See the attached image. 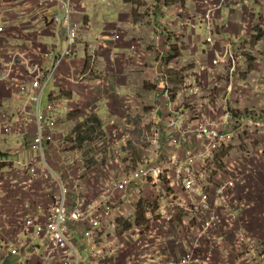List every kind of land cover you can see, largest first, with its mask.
<instances>
[{
  "label": "crops",
  "instance_id": "obj_1",
  "mask_svg": "<svg viewBox=\"0 0 264 264\" xmlns=\"http://www.w3.org/2000/svg\"><path fill=\"white\" fill-rule=\"evenodd\" d=\"M47 1L45 6L40 7L39 0H0V25L4 28L0 38V104L3 103L0 108L8 115L14 113L20 103L19 94L8 87L10 80L8 78L15 79L21 84L29 83L26 67L22 65L21 59H18L14 65H9L11 54L13 52L25 53L29 59L39 62L42 67L50 70L54 65V59L60 57L62 53L67 31L64 32L65 27L61 22L57 25L53 22V17L60 14L62 8L56 0ZM79 1L74 0L73 4L72 1L70 2L72 19L75 22L73 18L74 7L77 6L76 15H81L80 18L85 19L84 25H81L80 19L77 27V44L68 58L63 59L56 69L54 79L50 81L54 88L45 97L51 96L62 103V107L57 109L55 142L47 148L49 168L57 177V182L48 179L46 170L38 162V178L27 187H16L15 182L25 181L27 174L25 166L18 171L14 161L18 159L25 164L30 162L33 157L29 138L24 135L4 136L1 134L0 126V154L5 153V156L2 155L5 162L0 163V264H43V239L31 235L24 228L18 226L19 221L24 216L22 211L25 203L38 204L46 208L53 197L58 194L61 182H68L71 185L70 191L82 193L89 199L91 195L96 194L99 180L104 179L106 175L120 178L128 175L140 163L150 166L155 164L158 161L156 155L148 158V160L141 159L133 162H129L128 158L126 161L121 159L117 161L118 176L114 175L109 167L99 171L97 170L98 166H91L94 163H90L87 159L88 157L91 160L95 158L89 151L85 154V160L80 155L84 154L86 148L100 145L102 138L105 137L103 134L110 136L111 130H114L112 128L114 124H117L123 132L122 137L117 135L120 137L118 144L130 141V134L132 133V136H136V141H138L136 145L139 146L141 133L147 136L144 131L150 122L149 138H157L161 145L165 146L167 121L172 115L178 116V114L167 111V100L161 97L160 89L153 85L155 66L158 62H165L166 69H169L173 88L170 90L171 100L174 107L179 106L178 112L181 113L183 108V106L180 107L181 94L176 91L179 84V77L176 75L177 69H183V67L185 69L187 63L197 56L203 62L209 60L207 53H200L199 34L201 30H199L197 14L201 0L199 2L198 0H156L149 5H139L138 7L133 0L135 9H133L132 25L128 22L125 24L122 20L124 16L125 18L127 16L124 10L125 3L130 0ZM140 1V3H147L150 0ZM246 1L248 3L241 10H235L230 4V0H227L225 7L216 13L214 22L219 27L217 35L223 40L238 35L241 24L245 21L253 30L254 36L246 44L249 52L248 66L233 82L234 90L228 98V107L234 113L254 111L264 120V0ZM122 4L124 5L121 8ZM162 5L167 6L168 15L172 17L168 18L166 13L163 14ZM89 9L94 16L93 20L98 31L92 30L90 26V17L87 12ZM191 11L194 12L195 19L192 20L193 24H187L186 29L181 34L183 36H181L179 33L182 28H177V26L182 24L180 23L182 19ZM108 12L118 16L112 17ZM101 15H104V22L101 21ZM146 22L149 27L150 24L153 27L144 30ZM191 25L194 27L191 28ZM134 31L138 34L137 36H135ZM171 34L181 36L187 47L181 51L178 58H172L174 47H170V44L173 43V38L169 39ZM148 38L151 39L152 43H146ZM135 42L140 44L137 51L132 48L135 46ZM143 50H149L147 58L149 59L148 62H152V66L149 68L148 78H143L139 83L136 78L138 75L141 77V72H139L141 71V63H138L142 61ZM162 50H165L163 60L158 53ZM87 62H103V69L100 67L104 72L101 78L94 79L95 73L92 69H86ZM109 65L112 67L111 70L108 69ZM81 67H86V79L78 83L77 77L79 75L76 76V74H79ZM218 72L221 73L222 71L218 69ZM131 78H133L132 81ZM145 80H149L152 87L147 95L148 104L151 108L147 113L142 114L141 102L146 100L142 94V89L145 90L142 83ZM143 92L145 93V91ZM237 93L242 95L240 99L237 97ZM128 97L132 99V103L129 107L124 108V102ZM67 128L72 133L71 137L58 140L57 137ZM250 128L248 127L243 131ZM72 130L74 131L72 132ZM252 130L264 134V127L253 128ZM263 144L264 141L257 150L259 155L255 154V158H261L260 164L263 170L258 175L254 174L255 177L251 176L249 180L247 178L246 182L248 183H245V188L243 187L245 185L238 186L235 188L234 195L228 196L226 202L215 208L221 218L216 229L201 232L202 215L194 208L198 201V195L183 190L176 177L172 182L165 183V192L168 194V197L165 198L156 196L150 182H142L141 198L143 197V200L153 199L151 196H154L156 206L158 203L172 204V206L170 205L171 216L163 222L160 240L153 241L152 248L149 249L148 260L150 264H163L165 261H158L161 260L158 251L172 257H179L193 247L196 253L200 254L201 245L205 243L208 244L206 248H214V250L213 253L207 250L209 252L200 254L202 258L210 257L208 263L202 264H264V253L257 252L250 245H246V243H255L256 241L264 242V238L255 232V227L251 230V235H248L245 230L250 225L258 224L252 222L256 212L251 210L249 218L246 216V212L253 207L252 205L259 202L260 208L256 211L264 214V199L259 197L256 200L253 197L250 200L249 195H245L249 189L248 192L251 193L250 191L256 188L259 189L257 194L260 192L264 194ZM68 145L71 146V150L68 152L69 156L64 153V149ZM185 148V145L179 146L176 150L180 155H184ZM211 159L207 161L209 162ZM206 164L197 162L194 169L198 186L200 185L204 191L211 192L213 186L218 184L222 177L218 175V177H211L210 182L199 179V169ZM129 167V172L124 173L125 169L127 170ZM244 189H247L246 192ZM97 197L98 194L91 198ZM234 197L244 200L246 205H235ZM243 197H247L248 201ZM125 207L123 206V208ZM33 211L32 209L29 210L30 214H34ZM146 217L149 225L155 224L156 210H153V207L148 208ZM222 226L224 229L228 228V231H223ZM71 231L75 240L83 242L76 226H72ZM82 246L80 243L81 248H83ZM13 248L18 250V254H9V250ZM15 257L17 259H14ZM221 258H225L224 263H222ZM117 264H125V262L118 260Z\"/></svg>",
  "mask_w": 264,
  "mask_h": 264
},
{
  "label": "built area",
  "instance_id": "obj_2",
  "mask_svg": "<svg viewBox=\"0 0 264 264\" xmlns=\"http://www.w3.org/2000/svg\"><path fill=\"white\" fill-rule=\"evenodd\" d=\"M47 2V0H39V6L43 7ZM56 2L62 8L63 17L57 14L53 17V22L55 25L62 22L67 29L60 57L54 60V65L49 70L42 67L39 62L29 59L27 54L13 52L9 65H14L18 59H21L22 65L26 67L29 85L11 81V87L19 89L21 104L12 116L0 113L2 132L5 135L29 136L33 161L40 162L42 168L46 170L48 179L55 182L57 177L51 172L46 161L47 147L55 142L57 132L55 110L57 107H62V103L50 102L42 107V96L48 81L56 74L58 62H62L74 50L77 41V24L72 19L70 1L56 0ZM226 2L227 0L200 2L199 28L206 45V50L203 52L209 55V60L203 62L197 56L192 59L193 67L187 64L181 72L183 76L178 84L181 94L180 107L183 106L181 113L178 112L179 106L174 107L171 100L172 86L165 62H158L156 65L153 85L160 89L161 97L167 100V111L178 114V116L172 115L167 121L165 146H162L157 138H153L151 142L156 149L158 161L151 166L140 163L128 175L120 178L106 175L103 181L100 179L98 182L101 187L97 198L88 199L82 193L70 191L71 185L68 182H61L58 194L46 208L28 202L24 204V212L22 211L24 216L18 226L31 235L43 239V264L52 261L57 264H91V258L95 257L96 252H100L95 248L94 239L102 231L105 223L110 220L113 223L114 218L116 221L123 218L121 215H125L129 210L135 211L143 192V181L150 182L157 197L165 198L168 197L165 183L172 182L176 177L183 190L198 195L194 208L202 215L201 232L219 226L221 218L215 208L226 202L228 196L234 195L235 188L245 185L251 170L239 160L229 162L225 167L226 177H222L209 192L198 186L195 164L197 162L206 164L210 154L227 148L246 128L251 127L244 131V134L252 133L253 128L264 127V120L260 115L256 116L257 113L254 111L234 113L228 107V98L234 90L233 82L248 66L249 52L246 44L254 36V32L245 21L241 24L238 35L225 40L217 35L219 27L214 19L216 13L225 7ZM247 3L246 0H230L235 10H241ZM193 27L191 25V28ZM3 32L4 28L0 25V38ZM158 53L163 60L165 50ZM189 69L191 70L186 74ZM218 69L222 72H218ZM237 97L240 99L242 95L237 93ZM131 103L132 99L128 97L124 102V108L129 107ZM184 145L186 146L184 155H180L176 148ZM24 166L27 177L23 181V186L27 187L38 178V172L36 163L29 162ZM200 169L199 179L206 182L205 168ZM233 202L239 206L246 205L244 200L236 197L233 198ZM121 205L126 207L120 208ZM170 205L172 206L167 203L157 204L156 222L148 226L149 238L153 240L149 245L144 235L143 237L137 235L140 252L138 256L130 258L127 264H150L149 252L146 250L152 248L153 241L160 240L163 222L171 216ZM31 209L34 210V214H30ZM72 226H76L81 234L82 247L88 251L90 257L87 262L79 257L80 242L75 240L71 231ZM9 254L16 255L18 250L10 249ZM158 256L161 258L158 261L165 260L163 264H202L210 261L209 256L200 257L193 247L179 257H172L159 251Z\"/></svg>",
  "mask_w": 264,
  "mask_h": 264
},
{
  "label": "rangeland",
  "instance_id": "obj_3",
  "mask_svg": "<svg viewBox=\"0 0 264 264\" xmlns=\"http://www.w3.org/2000/svg\"><path fill=\"white\" fill-rule=\"evenodd\" d=\"M72 4L74 2V0H69ZM83 2L85 0H82ZM132 1V2H130ZM128 2L125 3V11L127 13V16L125 18H122V20L124 21L125 24H133V9H135L133 3V0H130ZM156 0H150L147 3H140L141 1H136L137 3V7L139 5H143L146 6L147 4H151L152 2L154 3ZM203 0H201L202 2ZM76 2H80L79 0H76ZM164 2V1H163ZM199 2V0H198ZM170 4V3H167ZM124 4L121 5V8L123 7ZM77 7V6H76ZM76 7H74V20L75 23L77 24L78 27V23L79 20L81 19L80 16L81 15H76ZM79 8V7H78ZM150 10V9H149ZM188 10V9H187ZM161 11L163 12V14H167V6L162 5L161 6ZM80 12V9H79ZM89 17H90V26L92 28V30L96 29V31H98V27L95 25V22L93 20V14L91 12V10L89 9L88 11ZM200 4H199V13L198 15V20L200 19ZM71 14H72V9H71ZM109 15H112L110 12H108ZM63 13H60V16H62ZM102 19L101 21H103L104 19V15H101ZM117 14L112 15V17H117ZM195 14L193 11L190 12V14L187 13V15L184 17V19H182V23L181 25L177 26V28H182V31L179 33V35H181L184 31V29H186V26L188 23H192L195 19ZM172 17L171 15H168V18ZM83 20V21H82ZM84 20L85 19H81V25H84ZM149 20H150V15H149ZM88 21V19H87ZM100 21V22H101ZM104 22V21H103ZM149 22V21H147ZM146 22V26L143 28L144 30H148L149 28L153 27L150 24V27L147 25ZM62 24V22H61ZM63 25V24H62ZM86 25V24H85ZM64 26V25H63ZM65 27V26H64ZM66 29V27H65ZM64 32L67 31V29ZM174 29V27H173ZM200 29V28H199ZM201 30V29H200ZM78 33V32H77ZM135 36H137L138 34L134 31ZM78 36V34H77ZM183 36V35H181ZM181 36H176L175 34H171L169 36L170 38H173V43L170 44V47H174V49L172 50V58H178L181 55V51H184L187 47L185 46V42L182 40ZM118 39H119V35H118ZM160 39V38H158ZM151 39H147L146 43L151 42ZM199 40H200V48H201V52L202 53L204 50H206V45L203 42V37H202V32L199 34ZM136 43V42H135ZM132 46L134 51H137V48L140 46V44L136 43ZM77 44V41H76ZM76 46V45H75ZM195 46V44H194ZM144 49V48H143ZM148 49V48H145ZM143 56H142V61L139 62L138 64L141 63V77L138 75L136 80L141 83L142 79L147 77L148 73H149V68L152 66V62H148V51L149 50H143ZM192 62V61H191ZM187 63L190 64L193 67L192 63ZM88 64L86 65V69L91 68L92 71L95 73L94 79L96 78H101L103 75V71L101 69H103V62H87ZM60 66V63L58 62V67ZM57 67V68H58ZM101 67V69H100ZM105 69L106 66H104ZM85 68L81 67V71H79V74H76V76H78V80L77 82L80 83L82 81H84L85 78ZM156 68V66H155ZM108 69H112V67L109 65ZM192 69V68H191ZM187 70L186 74L191 70ZM184 70L181 68H178L176 71V75L179 77V79L183 76V74H181V72ZM169 69L166 70V72L169 74ZM155 73V69L153 71ZM170 75V74H169ZM186 76V75H185ZM154 77V76H153ZM130 78V77H129ZM148 78V77H147ZM175 78V77H174ZM11 79V78H8ZM65 80V79H64ZM131 81L133 80V78L130 79ZM144 89H142V94L145 97V102H141V112L142 114H145L148 112L149 108H151V106L148 104V99H147V95L148 93L152 90V87L150 85L149 80H145L143 83ZM101 87V86H99ZM54 86L53 83L50 82V84H48V86L46 87V92H45V97L48 96V93L53 90ZM145 91V93L143 92ZM176 91H180V87H178L176 89ZM17 92V91H15ZM18 93V92H17ZM43 98V101H45V103H48L49 101L51 102H59L56 99L52 98L51 96H49L48 98ZM3 103H1L0 105H2ZM57 109H59L58 107L55 110V114L57 115ZM6 113L5 111H2V109L0 108V113ZM258 112V111H257ZM259 113V112H258ZM261 113V112H260ZM262 114V113H261ZM55 115V116H56ZM256 115V114H255ZM258 116V115H256ZM60 123V121H59ZM1 126V125H0ZM111 128V126H109ZM119 126H117V124H114V127H112L114 130H111V134L110 136L103 134L102 141L100 143V145H94L91 146L89 148H86V151L84 152V154L80 157H82L85 160V154L86 152H90V154L93 156V158H95L94 160H91L88 157V161L90 163H94L91 166H98L97 170L102 171V168L105 167V165H107L106 167H109V170L113 171L114 175H118L119 176V172H117L118 165H117V161H120L121 159L126 161V159L128 158L129 162H133V161H140L141 159L143 160H148V158L155 156L156 155V149L153 146H150L153 139L149 138V133H150V122L147 126V129L144 131L147 136L143 133H141V140L139 143V146L136 145V143L138 141H136V136H132L131 131H129L130 136H131V140L130 141H125L124 144L119 143L118 144V140L120 139V137H118L117 135H123V132L118 128ZM111 128V129H112ZM74 130H72L73 132ZM245 132L243 131L241 134H239L235 140H233L228 147L225 150H222L221 152L218 153H212L210 154V156L208 157V159L212 158L206 165H204L200 170H203V168H205V173H206V181L210 182V178L211 177H226V171H225V166L228 164V162H232L234 160H239L242 163L246 164V166L248 168H250L251 173L248 176V180L251 176H254V174L258 175L260 171H262L263 169L261 168V164H260V160L261 158H255V154H258L257 150L258 148L261 147L263 141H264V134L258 133L257 130L252 131V133L250 134H244ZM1 134L4 136H11V135H5L2 132V128H1ZM71 134L69 129L67 128L65 131H63L60 136H58V140L59 139H64V138H70ZM29 138V136L27 137ZM251 139V140H250ZM56 144V143H55ZM29 145H30V138H29ZM48 148V147H47ZM31 152H32V148L30 146ZM69 150H71V146H66L64 149V153L69 156ZM263 154V153H262ZM5 156V153L2 154ZM0 155V159L2 160V162L0 163H4L5 160L4 158H2L3 156ZM259 155V154H258ZM32 156H33V152H32ZM217 156V158H216ZM261 156V155H260ZM216 158V160H215ZM32 160V158H31ZM30 160V162H31ZM247 162V163H246ZM20 163V166H19ZM31 163H36V162H31ZM227 163V164H226ZM15 166L18 167V171L20 168H22L24 166V163L21 162L20 160L16 159L14 161ZM25 164H29V162H26ZM226 164V165H225ZM42 166V164H40ZM225 165V166H224ZM38 166V163H36V167ZM43 167V166H42ZM105 167V169H106ZM129 168H127V170L125 169L124 173H128L129 172ZM108 170V172H109ZM218 175V176H217ZM103 181V180H102ZM248 182H246L247 184ZM15 186L16 187H24L23 186V182L20 181H16L15 182ZM98 186V187H97ZM97 190L96 194L91 195L89 199H92L91 197H95L99 191H100V187L101 185L98 183L97 184ZM166 187V186H164ZM244 188L246 187L243 186ZM247 189H244V192H246ZM250 190V189H249ZM248 190V191H249ZM246 192L245 195H249L248 198L250 200H252L253 197H255L256 200H258L259 197H261L262 199H264V194L263 193H259L257 194V192H259V189L256 188L253 191ZM244 194V193H242ZM254 194V195H253ZM258 195V196H255ZM245 200L248 201L247 197H243ZM156 198L154 199H150V207H153V210H156ZM256 203V202H255ZM259 202H257L255 205H252L253 207H251L247 212H246V216L247 218H249V214L252 212L251 210H253L254 212H256V215L254 217V220H252L253 223H258L255 225H250L249 227H246V231L248 235H251V230H253L255 227V232L258 233L259 236H262L261 238H264V214H260L258 211H256L257 209H259L260 207L258 206ZM264 206V204H263ZM251 211V212H250ZM134 215L135 213L131 210H129L128 212L125 213V215H121L123 216V219L119 222L118 224V220L116 221V218H114V222L112 223V220H110V222H107L103 225V229H102V233H99L98 236L94 239V244H95V248L97 251H100L99 253L96 252L95 257L91 258L92 263L91 264H117V261L120 260L121 262H125V264H127L128 260L130 261V258H132L133 256H137V254L140 252V248L138 246V241L139 238L137 237V235H140V237H143L146 240H148V243L150 245V243L152 242L153 239H150L149 236L150 234L148 233L149 231V222L147 224L146 220H140V225L134 226L130 229L129 228V224L133 222L134 220ZM145 219V218H144ZM126 220V221H125ZM108 226V227H106ZM223 231H228V228L224 229V226H222ZM77 231V230H76ZM228 234H234V233H228ZM136 238L137 241H136ZM78 241V240H77ZM81 244H83V242L78 241ZM203 244V242H202ZM246 245H250L251 248H253L254 250H256L257 252L260 251L261 253H264V242H259L256 241L255 243H246ZM208 246L207 243L201 245V249H200V254L202 255L203 253L209 252L207 250H210V253H213L214 248H206ZM206 248V249H205ZM203 250V251H202ZM147 252H149V248H147L146 250ZM79 254H80V258L84 261L87 262V259H90L88 251L80 248L79 250ZM14 259H17V257H15ZM126 260V261H125ZM222 263H224L225 258H221ZM49 264H57L55 262H50Z\"/></svg>",
  "mask_w": 264,
  "mask_h": 264
},
{
  "label": "trees",
  "instance_id": "obj_4",
  "mask_svg": "<svg viewBox=\"0 0 264 264\" xmlns=\"http://www.w3.org/2000/svg\"><path fill=\"white\" fill-rule=\"evenodd\" d=\"M151 198L154 199L155 197L151 196ZM149 201H150V199L149 200L148 199L143 200V197L138 200V202L136 204L135 211H134V213H135L134 220L132 223L129 224L128 229H130L134 226L140 225V220H146L147 224H148V218L146 217V212H147V209L150 208V205H149L150 202ZM122 219L123 218L118 219V224Z\"/></svg>",
  "mask_w": 264,
  "mask_h": 264
},
{
  "label": "bare ground",
  "instance_id": "obj_5",
  "mask_svg": "<svg viewBox=\"0 0 264 264\" xmlns=\"http://www.w3.org/2000/svg\"><path fill=\"white\" fill-rule=\"evenodd\" d=\"M26 76H27V74H26ZM27 79H28V77H27ZM54 79V78H53ZM53 79H51V80H49L48 81V83H47V85L45 86V89H44V92H43V96H42V107H44L47 103H45V101H43V98L45 97V92H46V87L48 86V84H49V82L50 81H52ZM11 81H15V82H18V81H16L15 79H10L9 80V82H8V87L11 89V90H15V91H17V92H19V89H17V88H13V87H11V85H10V83H11ZM19 83V82H18ZM21 84V83H20ZM26 85H29V83H27ZM51 101H49L48 103H50ZM46 161H47V159H46ZM48 162V161H47ZM40 163V162H39ZM41 164V163H40Z\"/></svg>",
  "mask_w": 264,
  "mask_h": 264
},
{
  "label": "clouds",
  "instance_id": "obj_6",
  "mask_svg": "<svg viewBox=\"0 0 264 264\" xmlns=\"http://www.w3.org/2000/svg\"><path fill=\"white\" fill-rule=\"evenodd\" d=\"M72 52H73V51H72ZM72 52H71V53H72ZM71 53H70V54H71ZM70 54H69V55H70ZM60 55H61V54H60ZM69 55H68V56H69ZM68 56H67V57H65V58H68ZM58 57H59V56H58ZM58 57H56L55 59H57ZM65 58H64V59H65ZM55 59H54V60H55ZM62 61H63V60H62ZM16 62H17V61H16ZM60 63H61V62H60ZM20 104H21V97H20V103H19V105H20ZM19 105H18V107H19ZM18 107H17V108H18ZM17 108H16V110H17ZM16 110H15V112H16ZM15 112H14V113H12V114H11V116H12V115H14V114H15ZM11 135H15V134H11ZM16 136H18V135H16Z\"/></svg>",
  "mask_w": 264,
  "mask_h": 264
}]
</instances>
